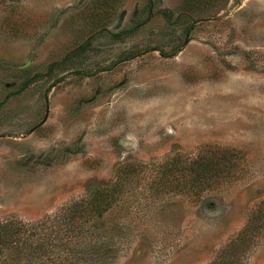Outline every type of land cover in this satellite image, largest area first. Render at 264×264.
<instances>
[{"label":"rangeland","instance_id":"374dc122","mask_svg":"<svg viewBox=\"0 0 264 264\" xmlns=\"http://www.w3.org/2000/svg\"><path fill=\"white\" fill-rule=\"evenodd\" d=\"M213 150L218 182L159 185ZM9 220L0 264H264V0H0Z\"/></svg>","mask_w":264,"mask_h":264},{"label":"trees","instance_id":"16d2710c","mask_svg":"<svg viewBox=\"0 0 264 264\" xmlns=\"http://www.w3.org/2000/svg\"><path fill=\"white\" fill-rule=\"evenodd\" d=\"M220 153V154H219ZM226 151H216L213 152L208 151V155L198 156L195 159H191L187 162H181L178 159H173L172 161L165 163L158 167L159 174L162 175L161 179H159V185L171 183H180L183 186L187 184L191 186V190L193 191L194 195L201 193L202 188L206 187V184L212 179L214 182H218L219 175L221 170H219V166L224 161ZM144 167L142 165L136 164H125L122 165L117 172V180L116 182L109 187L108 189H97L96 195L89 203V207H84L82 210L83 215H96L101 216L102 213L106 210L108 206V199H109V206L111 204L112 193L116 194L120 188H122L123 183V175H132V174H139L142 172ZM98 199L103 200L102 202ZM82 202V201H81ZM79 202H74L69 205L68 210L70 214H72L71 220L77 219V214H79L78 208L80 206ZM104 202V203H103ZM84 203V202H83ZM105 204V205H104ZM90 209V211H87ZM92 210V212H91ZM33 225L24 224L19 221L9 220L5 223L0 224V251L9 245L14 244L20 240L19 238L25 236L28 237L31 234V228ZM23 239V238H22Z\"/></svg>","mask_w":264,"mask_h":264}]
</instances>
